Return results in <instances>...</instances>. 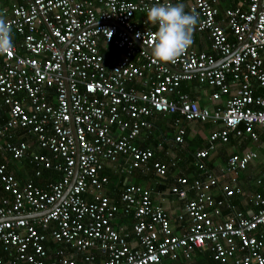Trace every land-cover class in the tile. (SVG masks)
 <instances>
[{
	"label": "built area",
	"instance_id": "built-area-1",
	"mask_svg": "<svg viewBox=\"0 0 264 264\" xmlns=\"http://www.w3.org/2000/svg\"><path fill=\"white\" fill-rule=\"evenodd\" d=\"M225 1L12 0L0 7L13 43L11 54L0 55V155L7 159L0 163V264H188L203 251L217 264H264V194L253 191L247 214L232 203L255 153L228 155L217 173L207 165L230 136L254 143L264 136V0ZM157 3L197 14L193 40L205 48L193 43L175 63H154L158 28L146 22V8ZM180 83L208 88L212 107H200ZM153 115L176 116L175 145L184 140L180 121L215 126L208 146L191 156L195 175L175 176L167 189L182 201L173 219L134 183L116 201L104 194L105 164L120 157L126 175L165 179L174 167L138 146ZM24 159L34 178L42 171L57 178L20 184L6 162ZM48 244L56 246L53 257Z\"/></svg>",
	"mask_w": 264,
	"mask_h": 264
},
{
	"label": "crops",
	"instance_id": "crops-1",
	"mask_svg": "<svg viewBox=\"0 0 264 264\" xmlns=\"http://www.w3.org/2000/svg\"><path fill=\"white\" fill-rule=\"evenodd\" d=\"M11 1L12 0H0V7H8ZM221 5H226V1L221 0ZM195 39L193 40V43L196 44V48L198 50H203L205 48V45L199 43V37H196ZM184 84L190 85V87H186L184 92L180 90L181 92L186 93L200 107H212V103L208 100V96L210 93V90L208 88L196 86L191 83ZM223 99L224 98L222 97V100ZM5 119L6 110L0 103V125L5 121ZM170 119L171 118L168 116L159 119L157 115H153L152 123L154 128L150 131L147 139L138 142V146L143 148L148 147L152 150L153 161H157L162 164H169L170 162L174 163V167H170L168 169V173L165 179H159L153 175H150L151 173L147 174L146 176L141 175L135 171L132 172L131 175H126L123 171L126 159L122 157L119 158L118 162L115 165L105 164L103 171L105 172L104 175L108 178V183L104 189V194L107 195L110 199L113 200L118 196L121 187L125 183L131 182L148 189L151 192L152 202L163 208L168 216L173 219V217L180 212L182 201H178L174 197L169 196L167 194V189L172 183L175 176L181 175L190 178L195 175V169L193 167L194 165L191 156L198 149L205 148L206 144L208 146L206 137L211 130L215 129V126L210 125L209 123L201 124L198 122L180 121V124L184 127L185 130L184 140L181 145H175L171 142V138L174 134V129L171 126ZM188 144L189 146L194 145L197 148H193L192 153L188 152L185 149ZM34 151L35 149L33 150V152ZM245 151L254 152L256 158L249 162L246 168L240 172L239 186L242 193L239 197H233L232 203L234 204L236 210L247 214L251 211V208L247 203V199L251 196L253 191L259 189L262 194H264L263 134H259L258 141L256 143L250 141L246 137L237 139L230 136L227 143L215 145V149L209 154L207 165L212 171L217 173L219 167L223 165L228 155L233 153H242ZM190 153L191 155L189 156ZM0 157L2 159L4 158L1 155ZM4 161H7V159H5ZM8 162H10V160H8ZM8 162H6V169L8 167ZM20 163L18 162L15 164V169L20 170L23 177V181H21L22 183L31 179L35 184L43 186L45 181L54 180L57 178L56 175L51 174L49 171H42L41 176L38 178H34L33 174L32 176H29L28 173H26L25 169L18 165ZM7 171L11 173L13 172L12 170L10 171L8 169ZM43 172L48 173L43 174ZM258 178L260 179V186H256L254 184V181ZM35 179L38 180V183L35 182ZM214 194L216 193L214 192ZM223 213L225 212L223 211ZM48 245L50 247V257H53V250L56 248V246H54L53 244ZM224 264L230 263L229 261L225 260Z\"/></svg>",
	"mask_w": 264,
	"mask_h": 264
},
{
	"label": "clouds",
	"instance_id": "clouds-1",
	"mask_svg": "<svg viewBox=\"0 0 264 264\" xmlns=\"http://www.w3.org/2000/svg\"><path fill=\"white\" fill-rule=\"evenodd\" d=\"M147 23L156 25L150 50L153 62L175 63L193 43V32L199 17L185 11L182 3H157L146 8ZM13 52L9 23L0 15V55Z\"/></svg>",
	"mask_w": 264,
	"mask_h": 264
},
{
	"label": "trees",
	"instance_id": "trees-1",
	"mask_svg": "<svg viewBox=\"0 0 264 264\" xmlns=\"http://www.w3.org/2000/svg\"><path fill=\"white\" fill-rule=\"evenodd\" d=\"M186 87H190V85H185L184 83H180L179 85V90L183 91L185 90ZM166 117V116H164ZM170 117V123L172 122V120L176 117V116H168ZM159 119L163 118L162 116H158ZM199 146V145H198ZM205 147H207V144L205 145ZM193 148H197L195 147L194 145H190L189 144L185 147V149L188 151V152H191L193 151ZM191 153L189 154V156L191 155ZM2 158L0 157V163L2 162ZM151 161H153V157L151 159ZM15 162L14 161H11L8 162V167L7 169L8 170H12L13 172V176H15V179L19 181L20 184H22L21 181H23V177L21 175V172L20 170H17L15 169ZM19 166H21L22 168L25 169L26 173H28L29 176H32L33 174V171H32V165L28 162L27 159H24L20 164H18ZM45 173H48V172H43V174ZM105 172L103 171V174ZM47 175V174H46ZM152 175V174H150ZM108 179V178H107ZM35 182L38 183V180L35 179ZM257 191L262 194V192L257 189ZM5 195V193L1 190L0 188V196H3ZM263 195V194H262ZM116 198L115 197L113 200L116 201ZM216 264V262L212 261L211 257H210V254L208 253V251H203V252H195L194 255L190 258V261L188 262V264Z\"/></svg>",
	"mask_w": 264,
	"mask_h": 264
},
{
	"label": "water",
	"instance_id": "water-1",
	"mask_svg": "<svg viewBox=\"0 0 264 264\" xmlns=\"http://www.w3.org/2000/svg\"><path fill=\"white\" fill-rule=\"evenodd\" d=\"M62 66H63V64H62ZM63 75H64V73H63ZM70 129H71V131H72V135L74 136L73 128H72V124H71V123H70ZM75 173H76V167H74L73 176L71 177L70 182H69L68 186H67L66 189H65V193L68 191L69 187L71 186V184H72V182H73V179H74V176H75ZM65 193H64V194H65ZM42 214H43V213H40L39 215H42ZM39 215H37V216H39Z\"/></svg>",
	"mask_w": 264,
	"mask_h": 264
}]
</instances>
